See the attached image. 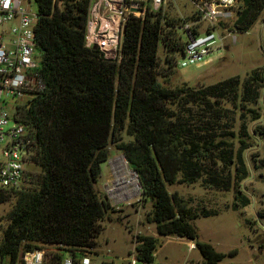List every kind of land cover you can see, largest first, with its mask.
<instances>
[{
    "label": "trees",
    "instance_id": "obj_1",
    "mask_svg": "<svg viewBox=\"0 0 264 264\" xmlns=\"http://www.w3.org/2000/svg\"><path fill=\"white\" fill-rule=\"evenodd\" d=\"M35 2L34 35L46 87L28 107H21L20 116L33 130L32 166L39 171L28 174L32 186L0 190V202L14 195L4 223L0 221L1 255L14 264L21 252L42 244L69 250L97 245L100 220L109 205L97 194L94 182L100 174L99 163L108 157L107 144L112 142L136 173L140 193L151 202L148 219L155 223L156 233L192 240L203 264H220L222 255L198 239L192 223L199 215L217 211L179 205L177 195L168 193L165 185L200 178L206 186L227 189L247 176L241 155L246 129L237 135L230 129L211 135L219 124L213 116L219 113L210 98L235 94L239 77L199 88L158 82L159 73L167 76L176 66V56L184 46L182 25L189 16L187 20L178 17L176 25L152 12L142 19H128L122 57L115 62L83 44L87 0ZM263 6L264 0H241L234 28L249 29ZM179 28L183 38L177 33ZM160 46L165 64L161 66ZM261 79L253 69L241 81L244 100L256 99ZM190 103L204 114L190 120ZM124 128L131 140H122ZM232 138L239 143L236 151ZM234 190L235 197H242L239 188ZM135 240L134 257L150 264L157 238L137 235ZM59 257L58 252L51 254L54 262Z\"/></svg>",
    "mask_w": 264,
    "mask_h": 264
},
{
    "label": "rangeland",
    "instance_id": "obj_2",
    "mask_svg": "<svg viewBox=\"0 0 264 264\" xmlns=\"http://www.w3.org/2000/svg\"><path fill=\"white\" fill-rule=\"evenodd\" d=\"M176 2L180 20H187L191 4L188 0ZM172 11L170 9L165 12ZM231 20L233 19L225 21V25L234 37H225L223 45L203 60L172 66V72L167 76L159 73L157 80L168 87L188 85L199 88L230 76L239 77L240 83L235 94L210 98L213 108L219 113L213 118L221 125L212 129L211 135H218L224 129H230L237 135L242 133V128L246 129V147L241 149V155L248 174L227 189L206 186L201 183L200 178L165 186L168 193L177 195L179 205L197 211L201 208L217 211L214 214L199 215L192 219V223L198 239L207 242L222 255L218 263L264 264V6L246 31H237ZM177 31L183 38L182 29ZM162 56L160 46L159 66L165 65ZM253 69H256L262 79L256 99L249 102L243 99L241 81ZM170 106L174 107V104ZM187 107L192 113L189 115L190 120L194 115L204 114L200 113L201 108L194 103ZM209 115L211 113L207 114ZM121 138L124 141L131 140L132 135L127 134L124 128ZM232 142L233 151H236L239 143L236 138H232ZM107 149L108 157L99 163L100 174L94 182V188L109 207L100 220L102 229L96 236L97 245L87 250L91 258L90 264H126L129 258L134 257L137 235L157 238L150 264L201 262L202 257L192 240L173 234L156 233L155 223L148 219L151 202L140 193V185H128L131 191L122 186L113 188L115 175H119L125 167L134 173L137 182L138 179L122 152L112 142L107 144ZM32 169L34 172L39 171L38 167L32 166ZM32 185L29 183L27 187ZM235 187L240 189L242 197L234 196ZM13 200L14 195L11 194L6 201L0 202V221L3 223L4 214ZM42 247L48 251L54 246L42 244ZM135 264L142 262L135 259Z\"/></svg>",
    "mask_w": 264,
    "mask_h": 264
},
{
    "label": "built area",
    "instance_id": "obj_3",
    "mask_svg": "<svg viewBox=\"0 0 264 264\" xmlns=\"http://www.w3.org/2000/svg\"><path fill=\"white\" fill-rule=\"evenodd\" d=\"M188 1L192 6L191 18L182 25L184 46L176 56V65L182 66L203 60L223 45L225 37H234L225 21L233 19V23L241 5V0ZM177 5L176 0H87L83 44L96 50L102 58L118 62L122 57V40L128 19H142L146 12H152L176 25ZM170 9H173L172 13L165 12ZM37 18L35 0H0V190L26 188L31 183L28 174L33 171L31 156L35 139L32 128L21 119L20 110L46 87L39 72L41 51L34 35ZM53 252L60 254L57 262L51 259ZM135 259L129 258L126 264H135ZM90 263L87 250L62 247H52L48 251L44 247L24 250L14 262ZM0 264H10L1 253Z\"/></svg>",
    "mask_w": 264,
    "mask_h": 264
},
{
    "label": "bare ground",
    "instance_id": "obj_4",
    "mask_svg": "<svg viewBox=\"0 0 264 264\" xmlns=\"http://www.w3.org/2000/svg\"><path fill=\"white\" fill-rule=\"evenodd\" d=\"M115 184L113 188L115 189L116 187H125L126 190L131 191L130 187H127L128 185H137V181L135 179V175L132 171L127 169L126 167L124 170L121 171V173L118 175H115ZM125 192V191H124Z\"/></svg>",
    "mask_w": 264,
    "mask_h": 264
},
{
    "label": "water",
    "instance_id": "obj_5",
    "mask_svg": "<svg viewBox=\"0 0 264 264\" xmlns=\"http://www.w3.org/2000/svg\"><path fill=\"white\" fill-rule=\"evenodd\" d=\"M263 40H264V38H263ZM29 104H30V102L26 103V107H28ZM135 174H136V173H135ZM139 185H140V184L138 183V186H139Z\"/></svg>",
    "mask_w": 264,
    "mask_h": 264
},
{
    "label": "crops",
    "instance_id": "obj_6",
    "mask_svg": "<svg viewBox=\"0 0 264 264\" xmlns=\"http://www.w3.org/2000/svg\"><path fill=\"white\" fill-rule=\"evenodd\" d=\"M189 244H191V243L189 242Z\"/></svg>",
    "mask_w": 264,
    "mask_h": 264
}]
</instances>
